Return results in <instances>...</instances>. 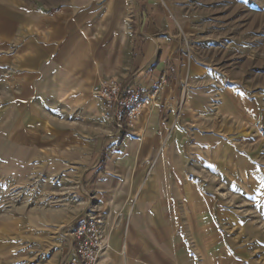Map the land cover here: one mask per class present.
<instances>
[{
    "label": "crops",
    "instance_id": "0c3cea01",
    "mask_svg": "<svg viewBox=\"0 0 264 264\" xmlns=\"http://www.w3.org/2000/svg\"><path fill=\"white\" fill-rule=\"evenodd\" d=\"M182 52L163 0H0V62L12 67L0 176H26L48 151L69 158L89 215L107 220L99 264H264V111L254 107L261 121L245 107L180 124ZM162 75L170 85L136 129L121 136L103 122L92 95L102 78L150 88ZM32 222L25 235L37 239Z\"/></svg>",
    "mask_w": 264,
    "mask_h": 264
},
{
    "label": "rangeland",
    "instance_id": "374dc122",
    "mask_svg": "<svg viewBox=\"0 0 264 264\" xmlns=\"http://www.w3.org/2000/svg\"><path fill=\"white\" fill-rule=\"evenodd\" d=\"M163 1L182 35L173 93L178 103L172 109L175 117H182L180 124L208 123L212 116L236 110L243 114L245 107L254 111L261 106L264 111V0ZM11 73L12 67L0 62V95ZM258 112L255 121H261ZM242 132L249 133L245 127ZM47 154L46 159L28 161L24 177L0 176V264H62L68 246L65 233L95 206L86 195L89 190L83 189V173L69 158ZM3 167L0 164V175ZM33 220L37 239L25 235Z\"/></svg>",
    "mask_w": 264,
    "mask_h": 264
},
{
    "label": "built area",
    "instance_id": "2783aa9c",
    "mask_svg": "<svg viewBox=\"0 0 264 264\" xmlns=\"http://www.w3.org/2000/svg\"><path fill=\"white\" fill-rule=\"evenodd\" d=\"M162 75L152 87L128 84L119 78H102L92 88L94 107L103 122L118 133L136 129L140 116L150 99H156L167 85ZM106 217L91 214L68 232L70 252L62 264H99L106 252Z\"/></svg>",
    "mask_w": 264,
    "mask_h": 264
}]
</instances>
